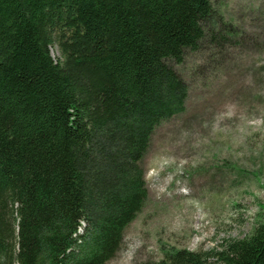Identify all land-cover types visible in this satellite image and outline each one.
I'll use <instances>...</instances> for the list:
<instances>
[{
	"label": "trees",
	"instance_id": "16d2710c",
	"mask_svg": "<svg viewBox=\"0 0 264 264\" xmlns=\"http://www.w3.org/2000/svg\"><path fill=\"white\" fill-rule=\"evenodd\" d=\"M217 14L211 0H0V264H109L147 201L152 135L186 108L171 61L223 35ZM139 264H264V222Z\"/></svg>",
	"mask_w": 264,
	"mask_h": 264
},
{
	"label": "rangeland",
	"instance_id": "374dc122",
	"mask_svg": "<svg viewBox=\"0 0 264 264\" xmlns=\"http://www.w3.org/2000/svg\"><path fill=\"white\" fill-rule=\"evenodd\" d=\"M211 1V29L223 35L171 61L188 85L186 108L152 135L148 198L109 264L209 250L264 222V0Z\"/></svg>",
	"mask_w": 264,
	"mask_h": 264
}]
</instances>
